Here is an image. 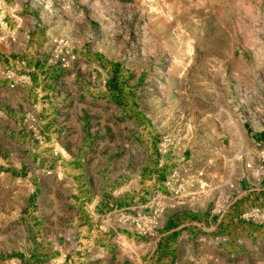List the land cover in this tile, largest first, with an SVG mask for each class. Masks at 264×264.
<instances>
[{"label": "rangeland", "instance_id": "rangeland-1", "mask_svg": "<svg viewBox=\"0 0 264 264\" xmlns=\"http://www.w3.org/2000/svg\"><path fill=\"white\" fill-rule=\"evenodd\" d=\"M0 264H264V0H0Z\"/></svg>", "mask_w": 264, "mask_h": 264}]
</instances>
